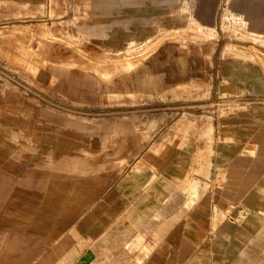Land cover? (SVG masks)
<instances>
[{"label": "rangeland", "instance_id": "1", "mask_svg": "<svg viewBox=\"0 0 264 264\" xmlns=\"http://www.w3.org/2000/svg\"><path fill=\"white\" fill-rule=\"evenodd\" d=\"M0 96L30 117L15 114L16 148L64 162L73 215L32 264H194L264 190L250 0H0Z\"/></svg>", "mask_w": 264, "mask_h": 264}, {"label": "crops", "instance_id": "2", "mask_svg": "<svg viewBox=\"0 0 264 264\" xmlns=\"http://www.w3.org/2000/svg\"><path fill=\"white\" fill-rule=\"evenodd\" d=\"M15 108L12 98L0 96V117L7 121L6 128H0V264H32L51 246L52 232L54 242L58 241L57 233L64 231L63 215L73 213H64V196L58 190L62 185H57L62 171L53 169L55 164L64 166L61 151H54L49 167L45 155H33L30 145L17 149L15 140L9 137L16 134L11 123L20 110ZM19 114L30 119L24 112ZM87 135L92 137L87 146L97 147L94 131ZM78 164L77 160L70 161V167ZM251 204L254 209L245 224L222 222L189 261L264 264V190L254 194Z\"/></svg>", "mask_w": 264, "mask_h": 264}, {"label": "bare ground", "instance_id": "3", "mask_svg": "<svg viewBox=\"0 0 264 264\" xmlns=\"http://www.w3.org/2000/svg\"><path fill=\"white\" fill-rule=\"evenodd\" d=\"M251 2H254V3H257L259 6H261V8H263L264 7V0H250ZM249 2V1H248ZM260 12V11H259ZM257 13L256 12V14L255 15H253L252 16V18H253V20H259V19H261V18H263V14L262 13ZM170 49V48H169ZM172 49V48H171ZM168 50V49H167ZM173 51V50H172ZM182 59V58H181ZM185 59V58H184ZM187 61V60H186ZM152 62V61H151ZM179 62V61H178ZM160 63V62H159ZM156 64V63H155ZM185 64V63H184ZM141 65V64H140ZM146 65V64H145ZM164 65H166V64H164ZM158 66V65H157ZM162 66V65H161ZM160 66V67H161ZM152 67H153V65H152ZM175 68V67H174ZM183 68V67H182ZM158 69V68H157ZM156 69V70H157ZM183 69H185V68H183ZM188 69V68H187ZM178 70V69H177ZM177 70H176V72H177ZM186 70V69H185ZM184 70V71H185ZM150 71H152L151 69H150ZM187 71V70H186ZM185 71V72H186ZM151 73V72H150ZM157 73V72H156ZM170 73H171V71H170ZM173 74V73H172ZM176 75H175V77L176 76H178L177 75V73H175ZM183 75H184V73H182ZM162 76V75H161ZM160 77V76H159ZM164 77V76H163ZM161 78V77H160ZM169 78V77H168ZM158 79V78H157ZM57 141V138L55 137V138H53V140H52V142L53 143H55ZM87 180H89V179H87ZM87 180H84L83 182H85V181H87ZM84 188H85V186L82 184V185H80L79 187H78V192L79 193H83V191H84ZM235 196V195H234ZM173 241V240H172ZM162 252V251H161ZM172 254V253H171ZM168 255V254H167ZM74 256V255H73ZM162 256V255H161ZM183 263V262H182ZM67 264V263H66ZM194 264H196V263H194Z\"/></svg>", "mask_w": 264, "mask_h": 264}]
</instances>
